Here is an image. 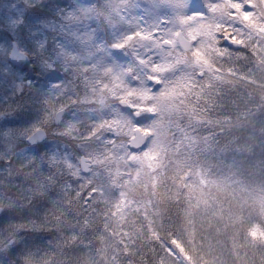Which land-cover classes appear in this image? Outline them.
<instances>
[{"label": "snow or ice", "instance_id": "obj_1", "mask_svg": "<svg viewBox=\"0 0 264 264\" xmlns=\"http://www.w3.org/2000/svg\"><path fill=\"white\" fill-rule=\"evenodd\" d=\"M261 25L264 0H0V264H54L110 163Z\"/></svg>", "mask_w": 264, "mask_h": 264}, {"label": "trees", "instance_id": "obj_2", "mask_svg": "<svg viewBox=\"0 0 264 264\" xmlns=\"http://www.w3.org/2000/svg\"><path fill=\"white\" fill-rule=\"evenodd\" d=\"M257 48L256 54L250 46L232 51V57L222 65L221 81L228 84L219 81L211 85L207 117L199 120L200 116H193L196 138L226 155L219 162L205 163L212 168L208 173H218L215 180L219 182L212 183L210 190L212 202L205 205L177 184L174 194L169 193L166 179L156 185L157 202L156 191L148 185L146 193L139 178L133 183L135 189L131 188L134 202L129 206L115 207L96 196V208L81 213L79 226L63 228L66 239L76 236L69 247L81 253L80 264L89 260L87 257L104 261L99 264H249L246 260L251 251L257 257L264 247V237L254 230L256 224L258 228L263 224L258 223L264 221V211L259 209L264 200H253L264 193V37ZM227 166L238 178L221 180L233 175ZM143 187L146 189V184ZM57 234L59 231L53 235L50 260L70 264L73 259V264L79 254L69 257L65 254L69 247L58 248ZM256 261L264 264V256Z\"/></svg>", "mask_w": 264, "mask_h": 264}, {"label": "rangeland", "instance_id": "obj_3", "mask_svg": "<svg viewBox=\"0 0 264 264\" xmlns=\"http://www.w3.org/2000/svg\"><path fill=\"white\" fill-rule=\"evenodd\" d=\"M226 19L224 10H220L216 13L215 18L211 22L214 24H223ZM260 27H264V25H261ZM243 35L245 37L246 45L250 46L252 51L255 50L253 51V54H256L259 40L261 37H264V31L257 30L250 33L247 29H244ZM209 52L211 54V50H209ZM230 55H232V53L225 54L222 57L213 56L212 58L215 60L216 69L218 70H214L210 77L206 78L203 86L188 87L184 89V95L179 99H183L184 103L187 105V113H196L200 116V120L202 114L201 110L198 111V109H200L199 107L202 100H204V104H207V101L209 100H207V98H209L210 87L215 86V84L219 81L220 85L228 84L227 82H223V80L221 81V76L223 73L222 65H224L230 57H232ZM236 55L240 56L239 54ZM203 117L207 116L204 115ZM195 121L196 119L194 120L191 116H185L182 121H178L177 113L175 111H169L167 116L162 118L158 122L157 127L152 130V132L155 133L154 138L151 133H146V144L149 145L146 151L138 150V155L130 156L131 150H129L128 152L122 153L119 160H114L110 163L109 167L112 169L113 179L108 188L103 193L98 195L100 196L99 199L103 202L107 201L115 207H118L120 204L123 206H129V204L134 202V195L131 196L133 194L131 188L135 189L136 186L133 183L136 181V177L138 175L140 180L138 184H140V188H143L146 193H149L148 185L153 188L154 192L156 191V185L160 184V180L166 179L169 186V193L174 194V191L177 190V184L179 186H184L186 195L191 194L192 192L196 195L197 199L205 202V205L210 204L212 202V195L210 191L212 183H215L216 185L219 181L215 180L218 173H208L212 170V168L206 166L205 163L211 160L219 162V159H224L226 155H224L222 151L216 152L212 150L210 145H208L207 139L203 140L207 142V145H205L201 140L199 141L198 138H196L197 135L194 129L197 124L194 125ZM229 158L234 159L236 156H229ZM204 160L205 162H202ZM141 168H144V174L140 171ZM226 169L228 172H232L233 175L223 176L221 180L225 181V179L230 180L231 178H238L237 174L231 170L230 166H227ZM247 177L250 178L249 176ZM246 182L248 181L246 180ZM144 184H146V189L143 187ZM257 188L263 189L260 187ZM157 196L158 193L156 191L154 192V199H156V202ZM253 196L254 195H252L251 198ZM257 199L264 200V193L256 194L253 200ZM262 205L259 208L261 209L260 213L264 211V206ZM138 206L141 212H144L145 208L143 209V207L139 204ZM259 220L260 223H258V221L256 223L263 224H261L259 228L256 224L254 230H256L258 235L264 237V221H261V219ZM67 228L69 227L67 226ZM55 245L58 248L64 249V247H69V240L66 239L62 233ZM97 253H99V250H97ZM65 254L74 258L77 254H79V251H75L72 247H69V250H67ZM254 255L255 254H252L251 251L248 260H246L249 264H257L256 260L258 257L264 256V247L260 249L257 257H254ZM66 258L67 257L64 256L63 261ZM87 258L89 260H87L84 264H99V262L103 261L101 260L96 262V260H93L90 257ZM74 259L76 261H73V264H80L83 262L81 254L76 256ZM72 260L69 262L70 264H72Z\"/></svg>", "mask_w": 264, "mask_h": 264}]
</instances>
